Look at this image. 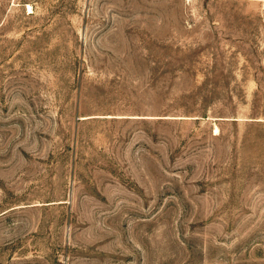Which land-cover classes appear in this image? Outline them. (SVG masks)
I'll list each match as a JSON object with an SVG mask.
<instances>
[{
  "label": "rangeland",
  "instance_id": "374dc122",
  "mask_svg": "<svg viewBox=\"0 0 264 264\" xmlns=\"http://www.w3.org/2000/svg\"><path fill=\"white\" fill-rule=\"evenodd\" d=\"M261 0H0V264H264Z\"/></svg>",
  "mask_w": 264,
  "mask_h": 264
},
{
  "label": "built area",
  "instance_id": "2783aa9c",
  "mask_svg": "<svg viewBox=\"0 0 264 264\" xmlns=\"http://www.w3.org/2000/svg\"><path fill=\"white\" fill-rule=\"evenodd\" d=\"M260 3H261L260 12L262 15H264V0H261Z\"/></svg>",
  "mask_w": 264,
  "mask_h": 264
}]
</instances>
